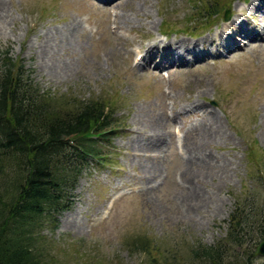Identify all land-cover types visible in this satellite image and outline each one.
I'll list each match as a JSON object with an SVG mask.
<instances>
[{
	"label": "rangeland",
	"instance_id": "obj_1",
	"mask_svg": "<svg viewBox=\"0 0 264 264\" xmlns=\"http://www.w3.org/2000/svg\"><path fill=\"white\" fill-rule=\"evenodd\" d=\"M0 1L6 5L0 21V67L7 53L25 65L26 74L44 91L118 99L119 131L101 142L111 163L89 160L75 187L67 189L69 207L55 213L57 226L48 220L42 225L50 264H208L192 248L200 242L215 245L227 234L238 197L243 198L248 229L255 231L248 246L225 250L229 247L228 256L239 264L254 251V263L264 264V254L257 253L264 241L258 228L264 218V37L238 39V47L229 51L221 46L222 54L215 56L210 51L217 50L214 43L206 49L201 44L196 46L199 57L187 54L185 63H176L171 53L166 60L162 52L149 64H139L151 43L166 46L219 35L241 10L247 9L241 17L245 24L259 27L263 13L251 7L257 0H123L116 6L99 0ZM216 7L218 15H210ZM229 10L230 20L225 18ZM72 24L79 30L77 47L73 54L62 53L73 64L64 77L44 69L41 47L46 31L62 41ZM159 62L164 67H157ZM143 118L169 119L165 150L156 152L149 145L153 140L146 137L147 130L137 127ZM209 120L220 123L225 132L203 145L218 166L194 182L190 173H199L203 163L191 161L184 145L200 133L193 128ZM133 140H138L140 151L132 148ZM144 163H155L163 174L151 191L144 183L149 180ZM186 169L189 181L184 182L180 172ZM7 174L8 167L0 174V193L5 192ZM194 188L210 202L200 215L197 210L188 214L181 199ZM144 240L155 242L144 250L139 244Z\"/></svg>",
	"mask_w": 264,
	"mask_h": 264
},
{
	"label": "trees",
	"instance_id": "obj_2",
	"mask_svg": "<svg viewBox=\"0 0 264 264\" xmlns=\"http://www.w3.org/2000/svg\"><path fill=\"white\" fill-rule=\"evenodd\" d=\"M216 9L210 15H218ZM2 62L0 174L7 167L8 174L2 185L5 192L0 193V264H50L40 235L42 225L48 220L57 226L55 213L69 207L67 189L75 187L89 160L111 163L101 142L119 131L118 99L58 96L34 83L20 60L5 53ZM228 224L227 234L217 244L200 242L193 246V254L208 264H239L225 248L248 246L250 232L255 231L248 229L242 197L237 198ZM258 226L264 238V218ZM151 242L139 244L147 250ZM251 256L254 251L246 253L240 264H255Z\"/></svg>",
	"mask_w": 264,
	"mask_h": 264
},
{
	"label": "bare ground",
	"instance_id": "obj_3",
	"mask_svg": "<svg viewBox=\"0 0 264 264\" xmlns=\"http://www.w3.org/2000/svg\"><path fill=\"white\" fill-rule=\"evenodd\" d=\"M104 1L107 4L110 3L111 5H115L116 6L117 3H121V1H123V0H104ZM263 6H264V0H257V1H255L253 3V5L251 7L257 8L256 10H260V11L263 12V10H264ZM109 7H107V8H109ZM240 9L241 8L238 7V10H240ZM4 11H6V5H5L4 2L0 1V21H3L5 19V17L3 16L4 15ZM246 11H247V9H245V11L241 10L239 12V15H237V17H234L231 20L229 19L230 21H228V23L225 24V27H227V28L225 30H223V33L219 32V35H217L216 33L214 35H212L213 39L211 40V42H205V41L209 40L212 37H209V38L205 37L202 40H197V41H194V42H189V41H186L184 39H180V40L174 41L173 43H171V45L169 43H167L166 46L161 45L160 41H156L154 43H151V45L147 46L146 48L144 47L145 55L141 57V61L139 62V64L140 65L149 64L150 61L152 62V61H154L155 58L156 59L159 58V56L162 54V52H165L164 59H166V60L168 58V57H166V55L168 53H171V54L174 55V60H175L176 63H178V62H180V63L184 62L185 63V61H187V58H188V57H186L187 54H192V55H194L195 58L199 57V53L197 51V47L196 46H199L201 44L206 49V47L210 43H214L217 46V50H213V49L210 50L213 53L214 51L215 52H219L220 50H222L221 46L224 47L223 50H228L229 49V51L232 48H234V47H238L239 46L238 39H241L242 42H247L251 37H257V35H261V36L264 37V13L260 17V21H261L262 24L259 25V27H254V26H251L249 24V22H247L245 24V21L241 19V17L244 18V16L246 15ZM124 18L125 17H123V19ZM76 27H77L76 24H74V25L72 24L71 32L64 34L65 37L62 38V41H59L58 37L55 35V33L53 31H51V33H48V31H46V33L48 35L46 34L47 36L44 37L43 43H42V47H41V48H43V51H42V53H43V56H42L43 63H42V65L44 66V69L48 68L52 73L59 74L60 76H62L64 74H68V72H71L73 70V64H71L69 62V60H67V59L65 60V58L62 55V53H65L67 51H70L72 54L74 53V50L77 47V44L74 42L75 41L74 37L77 35V32L79 31L78 29H75ZM56 33H59V32L56 30ZM226 36L229 37V39H227ZM227 40H229V41H227ZM158 43L161 46L159 45L157 47L158 48V52H157L155 50V47H156V45H158ZM142 49H143V47H142ZM71 50H73V51H71ZM39 52H41V51H39ZM204 55H207V54H204ZM165 62H167V61H165ZM157 67H164V64H161V62H159L157 64ZM44 72H45V70H44ZM64 77H65V75H64ZM203 93H204V91H203ZM193 102L199 104V102H197V101H193ZM168 120L153 119V118L145 119V118H143V120L139 119V121H138L137 127L140 128L141 130H144V131L147 130V131H145L146 137L147 138H152V140H153V142L150 143L149 145L153 146L152 149L157 150L156 152H160V151L165 150V145H164L165 135H166L165 134V127L167 125V121ZM211 121H213V120L211 119ZM262 121H264V120H262ZM216 123H217V121H216ZM216 123L215 122L210 123V120H209L207 122V124H204L201 128H200V126H199V128H196V127L193 128L196 131L200 130V133L197 134V132H196L195 135L190 139V141H185L186 142V145H184L185 146V150H186V152L189 155L192 156V158L190 160L191 161H197V162L200 161L203 164H202V169H198L199 173H197V172L193 173L190 170L192 173H190V172L189 173L193 174L190 179H189V175H188L187 169L186 170H182L180 172V178L182 180L185 179L187 181H189V180H193L194 181V180H201V178L205 179V178H207V176L211 175L213 173V169L218 166V164L216 165V161L217 160L212 159L213 155L210 156L207 153L205 154V149L203 147V145L205 146V145H209L211 143H214L218 139H220L223 136H225L224 135L225 132H224V130L222 128V125H220V123L219 124H216ZM194 125L195 124H193V126ZM191 127H192V124H191ZM135 131H139V130L135 129ZM186 132H188V131H186ZM262 140H264V139H262ZM181 143H183V142L181 141ZM149 145L148 144H146V146L144 145L145 148H148L146 151L149 150V147H150ZM139 146L140 145L138 143V140H136V141L133 140L132 148L133 149H137V150L140 151L141 148H139ZM183 152H184V150H183ZM146 158L149 159V158H153V157L152 156H147ZM187 168H189V167H187ZM159 169L160 168L155 163H153L151 165L145 164L143 166V170H145L144 171L145 172V175H144L145 179H149V180H145L144 183H145V185L149 184L148 187L150 188V191L154 190L155 186L153 185V183L162 174ZM140 170H142V169H140ZM216 174L214 173V177L213 178H215ZM194 182H196V181H194ZM158 185H159V183H158ZM188 188H189V185H188ZM214 197H216V196H214ZM181 199L183 201V206H185L186 211L188 212V214H190L193 210H197L199 215H200L202 213L203 209H205L206 207L209 208V206H210L209 205L210 202L208 201V197L206 198L205 197V193L203 194L197 188H194V190L192 192L184 193L183 196L181 197ZM209 199H210V197H209ZM212 200H213V198H212ZM219 202H220V200H219Z\"/></svg>",
	"mask_w": 264,
	"mask_h": 264
},
{
	"label": "water",
	"instance_id": "obj_4",
	"mask_svg": "<svg viewBox=\"0 0 264 264\" xmlns=\"http://www.w3.org/2000/svg\"><path fill=\"white\" fill-rule=\"evenodd\" d=\"M229 16H230L229 11H227V13L225 14V17L229 18ZM257 253L264 254V241L261 242V244L257 250Z\"/></svg>",
	"mask_w": 264,
	"mask_h": 264
}]
</instances>
